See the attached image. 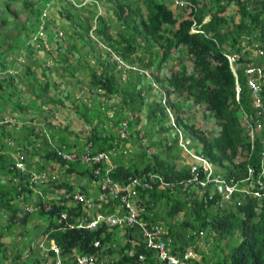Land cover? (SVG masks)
Listing matches in <instances>:
<instances>
[{"label": "trees", "instance_id": "16d2710c", "mask_svg": "<svg viewBox=\"0 0 264 264\" xmlns=\"http://www.w3.org/2000/svg\"><path fill=\"white\" fill-rule=\"evenodd\" d=\"M48 1L0 0V72L12 66L8 57L24 46L27 31L34 29L40 8ZM98 1L109 10L111 19L96 13L93 4L79 8L64 5L60 10L62 17L72 24L71 34H66L65 47L54 56L52 66L37 72L32 68L37 63L26 58L23 80L17 79V74H0V111L25 114L32 109L44 110L56 102L63 106L65 103L60 98L47 96L50 81L53 88L58 87L51 80L52 75L62 82L63 75L75 78L77 72L84 73L88 77L86 99L64 97L69 99L75 117L88 126L85 139L92 142V150L116 151L111 157L110 180L123 184L128 177L142 174H156L160 178L145 177L148 181L144 186L134 187L135 201L142 208L137 220L163 226L172 239L171 252L192 245L199 258L191 260V264H264V186L259 188L256 183L258 195L254 196L233 191L223 199L221 194L235 181L236 188L247 187L248 181L244 180L247 176L264 182L263 131L250 141L240 124V108L250 114L255 109L245 86L244 69L241 65L236 68L239 87L236 101L235 78L225 58L226 53H239L243 45L264 47V0H202L194 14L201 33H190V20H178L180 14L175 17L164 0ZM231 5L236 7V22L233 15L225 13ZM83 9L87 16L79 14ZM22 12H26L23 19L19 17ZM205 16L208 18L202 22ZM92 22L96 40L88 35ZM223 45L227 46L226 50ZM249 54L248 50L240 54L239 61L255 64L254 73L261 72L260 96L264 102V54ZM175 60L177 67L173 68ZM186 61L190 64L189 72ZM165 66L167 69L162 74ZM20 83L25 85V90ZM22 92L27 93V98L35 97L32 100L38 101L35 108L23 105ZM195 107L202 109L205 120L212 119L210 130L199 129L189 117L188 111H194ZM32 119L30 116L18 119L21 125L17 131L23 137L18 136L16 141L12 138L13 146L4 141L9 136L8 130L0 127V212L6 214L5 223L0 225V239L8 238L6 233L24 228L39 215L46 223L37 226L38 232L32 239L41 232L48 233L61 250L62 264H70L76 256L94 253V240L99 242L98 248L103 247V253L115 254L117 264H129L140 255L149 261L154 252L143 245L136 224L109 227L102 221L92 230L84 226L69 228L55 220L57 205L51 211L34 209L29 213L16 203L33 202L27 182L29 172L44 171L42 159H58L44 134L35 132L26 123ZM122 121L126 123L124 140L116 133ZM49 127L46 123L45 129L52 140L71 145L67 135H74L73 132H68L66 127L50 132ZM176 129L190 140L185 148L202 155L211 164V177L222 179V191L212 181L200 188L196 181L190 180L193 165L201 179L204 174L178 144ZM24 137H28L26 144ZM144 139L146 142L142 143ZM73 140L80 142L75 135ZM128 142L131 150L125 157L119 151L126 149ZM16 152L22 156L23 172L13 168ZM36 155L41 160H34ZM66 164L65 173L78 170L81 176L86 174L79 170V163ZM107 198L108 204L100 202L99 213L113 211L116 202L109 195ZM198 232L204 241L210 237V251L195 245ZM130 239L136 240L131 258L125 254ZM30 240L20 242L15 252H8L5 242H0L1 258L8 259V264L38 263L33 259L37 250L29 249ZM22 249L28 253L25 258ZM47 255L53 253L48 251Z\"/></svg>", "mask_w": 264, "mask_h": 264}, {"label": "built area", "instance_id": "2783aa9c", "mask_svg": "<svg viewBox=\"0 0 264 264\" xmlns=\"http://www.w3.org/2000/svg\"><path fill=\"white\" fill-rule=\"evenodd\" d=\"M173 6L177 8L184 9L186 13H192L196 10V4L193 0H169ZM190 32H196V27L191 26ZM201 32V31H199ZM253 46V45H252ZM247 50H250V47L247 45H243L239 53H226L225 58L227 63L234 73V68L236 66L237 60L240 54L245 53ZM251 51L257 53L258 55L264 54V48L258 47L254 45L251 48ZM243 56V55H242ZM246 75V86L249 91V96L251 99L252 106L255 108L252 114L245 113L242 109H240L241 116V125L244 127L246 134L250 141L253 140V137L256 133L263 131L264 134V104L260 99V85L258 83L259 74H254L253 70L249 67L248 64L245 66ZM235 92L237 99L238 86L235 85ZM3 122H6L4 119ZM123 128L117 130V134L120 139L125 138L124 127L125 123L122 122ZM262 140L264 141V135ZM187 142V140H186ZM90 146V143H88ZM184 151L197 163L198 166H201V171L204 174V179L200 180L198 173H195V166H191V170L193 176L190 180L198 182L201 186L206 182L212 181L215 183L216 189L218 191L221 190L222 179L218 177H211V166L210 164L201 156H198L189 150H187L184 146H182ZM57 155L65 160H79L84 163L85 168L92 175V178L99 189L100 194L98 195L97 200L106 201L108 200L107 195L110 196L111 200L117 202V206L113 207V211L108 214H102L97 211L99 207H96L98 204L94 202L92 198L85 197L81 194L75 193L71 196L73 202L78 204L80 209L83 212H86L91 220L85 223L83 226L87 229H92L98 226L102 221L109 227H112L116 224H120L124 227H133L135 224L138 227H135L139 232L140 239L143 242L145 248L149 251H153L154 254L150 256V260L146 262L145 256L140 255L137 259L133 260L129 264H191V260L198 259L199 255L194 250L192 245H187L183 248H179L174 252L170 251L172 239L167 233V230L161 226L159 223H147L146 221L137 220V215L142 211L140 205L135 201L136 191L134 189L135 186H144L148 181L147 178L156 177L160 180V178L155 174H148L145 176H141L140 178H130L125 183H117L110 180L107 175V171L109 170V157L108 153L104 151H99L93 155H90L87 151L82 153H75L73 150H56ZM99 164H103V167ZM15 168L23 169V162L21 154H16L15 156ZM104 168V169H103ZM103 169V171L101 170ZM199 179V181H198ZM46 180V176L40 173H32L30 176V182H40L43 183ZM256 183L259 188H263L264 182L260 180H256ZM236 189V185L230 184L225 187V190L222 191V197L227 199L228 195ZM264 194V192H262ZM253 195H258L257 192H254ZM68 194H66V197ZM100 204V203H99ZM93 213V214H91ZM65 217L64 213L60 214V219ZM87 216H81L79 218V224L86 221ZM77 220V218H76ZM70 226V225H69ZM81 226V225H80ZM45 238V236H44ZM197 240L195 241V245L199 248L202 241V233L198 232L196 235ZM130 246L125 251L127 257H132L134 254L133 245L136 244L135 239H130ZM42 244H39L41 246ZM92 246L94 247V253L88 255H80L76 256L70 264H117L114 259H112L109 255L102 252V248H98L99 242L94 240L92 242ZM201 248V247H200ZM51 250L53 255L48 256L47 252ZM61 250L55 245L52 240H49L48 245L44 248L42 247L40 256L37 257L38 263L36 264H62V257L60 256ZM25 257L28 254H24ZM28 264V263H25ZM34 264V263H33Z\"/></svg>", "mask_w": 264, "mask_h": 264}, {"label": "clouds", "instance_id": "9594fccd", "mask_svg": "<svg viewBox=\"0 0 264 264\" xmlns=\"http://www.w3.org/2000/svg\"><path fill=\"white\" fill-rule=\"evenodd\" d=\"M169 1V0H168ZM194 3L196 4V10L194 12H192L191 14L190 13H186V11L184 9H181L183 10V13H184V17L182 18H186L188 20H190V26H189V30H190V27L194 25V27H196V32L199 33V30L198 29V26L199 24H197V22L195 21V17H194V14L197 12V9L198 7L200 6V2L202 0H193ZM39 2V1H38ZM100 2V1H99ZM98 2V0H49L48 2H46L41 8H40V11H39V14L37 15V20H36V23H35V27L33 30H28L27 33H26V36L24 38V46L20 47L18 49V53H16V55H12L11 57H8V60L12 62V66L6 68L5 70L1 71L0 74L2 73H8V74H17L18 71L22 68V70H25L23 69L24 68V64H25V58L24 57H28L29 56V59L31 60V62H34L37 63V66L35 64V70L37 72H39V69L41 70L42 68L44 67H50L48 66L47 62L49 61H52L51 63V66L53 64V58L56 54H58L59 52H61L65 45L64 43L62 42V39L64 40V35H63V30L62 28L65 26V25H70L69 21H67V19L65 17H62V15L60 14V10L64 7V5H67V7H71V8H79V7H84L86 5H90L93 4L94 7H95V11L96 13L98 14H102L100 12L97 11V8L99 7L100 3ZM170 2V1H169ZM20 3H21V0H20ZM166 5L168 6V3L165 1ZM61 5V6H59ZM170 7L172 9H174L175 6H173V4L170 2ZM170 7H168L170 10H172ZM176 8V7H175ZM177 12L180 13V11L177 10ZM181 14V13H180ZM54 15H57V20L56 18L54 17ZM207 16H205L202 20V22L206 21L204 20ZM180 20V19H178ZM58 23V26H61L60 29L62 31L59 30V27L55 25V23ZM50 26H55V28L51 29ZM94 28V22H92V25H91V28L90 30L88 31V35L90 37H92L93 40H96L94 38V35L92 33V30ZM190 32V31H189ZM202 32V31H201ZM200 32V33H201ZM190 33H195V32H190ZM63 37V38H62ZM23 41V39H22ZM65 41V40H64ZM99 44V43H98ZM100 46H102L101 44H99ZM250 47H253L252 45ZM264 48V47H263ZM249 52H252L251 49L248 50ZM33 52H43L44 55H43V59H42V67L40 68V63L38 62H41L40 59H37L33 56ZM254 53V52H252ZM255 55L257 56H261V55H258L257 53H254ZM263 55V54H262ZM114 56V58L116 59V61L119 63V64H122V62L115 56V55H112ZM240 57V56H239ZM36 59V61H34L33 59ZM251 60V59H250ZM228 64V63H227ZM242 64H248L249 67L252 69V67L255 66V64L253 65L252 63H244V62H240L239 61V58L237 60V63H236V66L234 68V73L231 71L229 65V70L231 71L232 75L234 76L235 78V84H234V90H235V85L237 84L236 82V78H237V74H236V68L239 66V65H242ZM126 66V65H125ZM246 66V65H245ZM245 66L243 67L244 69V74H245V86H246V73H245ZM34 68V67H32ZM263 68V67H262ZM254 73V71H253ZM145 74L147 75V73L145 72ZM254 74H259V78H258V83L260 85V83L262 81L261 80V72L259 73V71H256V73ZM238 86V84H237ZM23 89V86L21 87ZM247 88V86H246ZM248 90V88H247ZM261 90V88H260ZM238 91H239V87H238ZM23 93L25 92H22L20 96H22V100L24 101L23 99ZM97 93L99 94V90L97 89ZM89 94V93H88ZM248 94H249V91H248ZM260 94V93H259ZM236 96V92H235V95H234V98ZM76 98H85V96H76ZM250 98V96H249ZM26 99H27V96H26ZM260 99L262 101V103L264 104L263 102V99L262 97L260 96ZM235 100L237 101L238 100V92H237V99L235 98ZM27 101V100H26ZM24 101V102H26ZM251 101V99H250ZM242 109V108H240ZM31 111V110H30ZM244 111V110H243ZM254 111V110H253ZM245 112V111H244ZM246 113V112H245ZM253 113V112H252ZM247 114H250V113H247ZM74 115V114H73ZM75 116V115H74ZM22 116V114H20L19 112H15V111H12V112H7L6 110H2L0 111V127L3 126L4 129L8 130V133L9 135H12V133H16L17 131V128L20 127L21 125V122L18 121V119H20ZM239 118H240V124H241V116H240V110H239ZM6 120V122H3V120ZM76 120H78L76 118ZM124 122V121H122ZM29 126L33 127L35 132L38 131L40 133H43L44 134V138L47 140L49 146L52 148L55 156L58 158L56 160H49V161H44L45 163V169L44 171H38V173L40 174H44L46 176V180L43 182V183H40V182H30V176L32 173H34L33 171L29 172V175H28V178H27V182H28V188L31 189V194L32 193H35V195L37 196V198H33V199H30L31 201H33L32 203H23L21 204V202H16L18 203V205H20V207L22 208V210L24 212H33L34 209L32 207L36 206L37 203H39L42 199H43V195L41 194L43 188H45L46 186H48L49 184L53 183L54 185L57 186V183L56 181L58 180L59 176H60V173L61 172H65V169L67 167L66 163L67 162H70V161H65L63 159H61L57 153H56V150H61L63 148H60L58 147V144L51 139V137L49 136V133H46V131H48L47 129H45L42 125H39V123H37L35 120H29L28 122H26ZM125 123V122H124ZM126 125V123H125ZM242 126V125H241ZM243 127V126H242ZM3 129V130H4ZM16 130V131H15ZM85 130H88L86 129V126H80L78 130H74L75 131H78V132H73V130H68L67 131H71L74 133V135L76 136V138H86L88 133H89V130L88 132H85ZM177 130V129H176ZM178 131V132H177ZM177 136H178V144L181 145V146H186L187 143H189V138L188 137H183L182 134H181V131L177 130ZM80 136V137H77V135ZM118 135V134H117ZM9 137V136H8ZM119 137V136H118ZM7 138V137H6ZM125 138H126V134H125ZM124 138V139H125ZM120 139V138H119ZM124 139H120V140H124ZM187 140V142H186ZM5 141V139H4ZM7 143V142H6ZM10 145V144H9ZM13 146V145H11ZM126 149H122L123 151L127 152L128 151V145L126 144ZM183 148V147H182ZM188 150V149H187ZM101 151H104V150H101ZM184 151V149H183ZM190 152L198 155V156H201L202 158H204L202 155L200 154H197L195 153L194 151L192 150H189ZM106 152V151H104ZM107 153V152H106ZM16 154H20L19 152H16L14 154V156H16ZM29 154V153H28ZM41 156V155H40ZM35 157V160H38V156H34ZM109 157V155H108ZM205 159V158H204ZM41 160V159H40ZM206 160V159H205ZM72 161H79V160H72ZM109 161H111L109 159ZM207 161V160H206ZM43 163V161H41ZM61 162L65 163L64 165H61ZM208 162V161H207ZM209 163V162H208ZM210 164V163H209ZM63 166V167H62ZM211 166V164H210ZM201 168V166H199ZM15 168V166L13 167ZM211 168V171H212V167ZM17 170H19V172H23L25 170V168L23 167V169H18V168H15ZM83 170H86L85 168V165H83L82 167ZM202 172V171H201ZM37 173V172H35ZM156 175V174H155ZM200 180H203L201 178H199ZM198 179V181H199ZM244 180L248 181V186L247 187H241V188H236L234 191H239V192H245L249 195H252L254 196V192L255 191V185H256V181H254L251 177L247 176L244 178ZM119 183V182H117ZM198 183V182H197ZM234 184L236 185V181L234 182ZM199 187L200 188H203V186H201L199 183H198ZM250 188V189H249ZM233 192V191H232ZM231 192V193H232ZM61 194V199L58 201V202H55L54 204H52L53 206L54 205H57V207H59L55 212V220L59 223L63 222L64 223V226L65 227H69V228H72V227H81L83 226L85 223H87L88 221L91 220V217L86 213V212H83L79 205L78 204H75L71 198V196H67L66 197V194L67 193H64V192H59ZM225 199V198H223ZM77 209H79V211L77 212ZM42 209L45 210V211H51L53 210L49 205H45V206H42ZM77 212V213H76ZM61 213H64L65 214V217L62 218L61 220L60 219V214ZM4 215L6 216L5 213L3 212H0V215ZM93 214V213H91ZM1 215V216H2ZM87 216V219L86 221L82 222L79 224L78 226V222H79V218L81 216ZM77 218V220H76ZM5 223L2 222L1 225H3ZM70 225V226H69ZM81 225V226H80ZM98 227V226H96ZM95 227V228H96ZM95 228H92V229H95ZM87 229V228H86ZM92 229H88V230H92ZM45 236V238H44ZM49 240H52V238H50L47 233H43L41 234V236H38L36 237L35 239H31L29 241V249L31 250H37L35 252V255H34V258L33 259H37L38 256H40V253H41V250H42V247L44 248L45 246L48 245V242ZM3 240L0 239V242H2ZM53 241V240H52ZM54 242V241H53ZM122 242V241H121ZM39 244H42L41 246H39ZM56 245V244H55ZM57 246V245H56ZM58 247V246H57ZM48 251H51V250H48ZM52 252V251H51ZM27 252L25 253H22V257L25 258L24 254H26ZM28 254V253H27ZM29 255H31V252H29ZM33 255V253H32ZM108 255V254H107ZM112 259L115 260L114 257H112V255H109ZM32 259V260H33ZM116 261V260H115ZM9 261L8 259H2L1 258V254H0V264H8ZM25 264V263H24Z\"/></svg>", "mask_w": 264, "mask_h": 264}, {"label": "rangeland", "instance_id": "374dc122", "mask_svg": "<svg viewBox=\"0 0 264 264\" xmlns=\"http://www.w3.org/2000/svg\"><path fill=\"white\" fill-rule=\"evenodd\" d=\"M17 2L20 3V0H16ZM168 3V7H170L169 5V2L168 0H164ZM208 1V0H206ZM99 2V1H98ZM100 3V2H99ZM61 6V5H59ZM171 8V7H170ZM172 9V8H171ZM21 10V8L17 9L16 12H19ZM173 10V14L175 17H178V11H180V16L178 19H181L182 17H184V13H183V10L179 9V8H175L172 9ZM236 7L234 5H231L229 6L226 10H225V13H228V14H231L233 15V21H237L238 20V14H236ZM97 11L102 13L103 16L107 19H111L110 17V12L109 10H106V8L101 5H99V7L97 8ZM26 12H22L19 17L21 19H23L24 15H25ZM79 14L81 16H87V11L85 9H83L82 11L79 12ZM54 17L56 18V20L58 19L57 18V15H54ZM208 17H206L204 20H206ZM56 26H58V23L56 22L55 23ZM72 25V24H71ZM71 25H68L66 27V25L62 28L63 30V37H64V40H65V36L66 34L70 33L71 34V30H70V27ZM177 25V22L175 23V26ZM59 27V30L62 31L60 29L61 26H58ZM51 29L55 28V26H50ZM62 37V38H63ZM92 38V37H91ZM95 38V36H94ZM62 39V42L64 43L65 45V41ZM102 48H104L103 46H101ZM223 48L226 50L227 49V46L226 45H223ZM44 53L43 52H33V56L37 59H40L41 62H38L40 63V68L42 67V57H43ZM255 55L254 53L250 52L249 56H253ZM29 57V56H28ZM28 57H24L25 58V64L27 63V59H29ZM33 59L34 61H36V59ZM30 60V59H29ZM75 60L74 58H71V61ZM31 61V60H30ZM51 63L52 61H48L47 64L48 66H51ZM172 64H174L173 68H176L177 67V61H173ZM254 65V64H253ZM25 66V65H24ZM186 66L188 68V72L190 70V64L188 61H186ZM255 67V66H254ZM252 67V69L254 68ZM36 68V67H34ZM25 69V67L23 68ZM167 67L165 66L164 69L161 70V73L164 74L165 71H166ZM42 70V69H41ZM23 71L22 68L18 71L17 73V79H22L23 80ZM36 71V70H35ZM100 71L97 70V73H99ZM81 75V76H80ZM53 78L51 80H54L56 81V84H58V87H54L53 88V85H52V81H50L48 83V91H47V96H53L54 97H58L60 98L64 103L65 105L61 106L59 103H55L54 105H51V104H48L47 106H45L46 108L44 110H40L38 111V109H32L31 111H28L27 113L25 114H22L23 117H32L37 123H39V125H42L44 128H45V125L46 123L49 124V131L50 132H53L54 129L56 128H63V127H66L68 130H78L79 127L81 125H84L81 120H76V117L73 115L74 112H73V109L71 107V103L69 105V99H67V97H64V96H70L73 97L74 99L77 100L76 96H85V99H86V95L89 93L87 91V87H88V77L87 76H84V73H79L77 72V74H75V78H71V77H68L66 75H63V79H62V82L59 81V78L58 77H54V74L52 75ZM27 79H29V76H27ZM60 84V85H59ZM20 86L22 87L23 86V89L22 90H25V85L24 84H21L20 83ZM26 96H27V93H23V99L24 102L23 105L26 106V107H29L31 105V107L34 106V108L36 107V105L38 104V101H34L32 102V100L35 98H33L31 96V98H27L26 99ZM30 108V107H29ZM184 110H187V107H185ZM189 113V117L192 119L193 123L196 124V126L199 128V129H207V130H210V128L213 127V121L212 119L211 120H205L202 116V109L200 107H195L194 111H188ZM16 131V130H15ZM75 132H78V131H75ZM74 132V133H75ZM85 132H88V130H85ZM46 133H49L48 131H46ZM77 135V134H76ZM19 136V138H22L23 135L22 134H19L18 131H16V133H12V135H9V137H7L5 139V142H7V144H10V145H13L14 144V140L16 141L17 137ZM68 136V139L69 140H73L74 139V135H67ZM77 137H80L77 135ZM12 138L14 140H12ZM28 138V137H27ZM27 138L24 137L25 141L23 142V144H26L27 142ZM30 140V139H29ZM143 142H146V139H144L142 141ZM34 143V141H33ZM128 145V150H131V144L128 142L127 143ZM191 150V149H189ZM128 152V151H127ZM127 153L124 154V156L126 157ZM33 159L35 160V157H33ZM38 160H40V158H38ZM70 175H67L65 174L64 172H61L60 173V176H59V180H67L69 183H73V184H76L77 183V178H69ZM89 185V184H87ZM97 192V190L95 191ZM92 194V192H91ZM96 194V193H95ZM33 198H37V196L35 195V193H32L30 194V199H33ZM33 213V212H32ZM2 215V214H1ZM0 215V225L2 222L5 221V216ZM182 215L179 214L177 216V218H181ZM46 223V220L43 219L41 216L39 215H36L35 218H33L32 220H30L29 223L25 224L24 225V228H15L14 230L6 233L7 237L6 239H4L3 241L5 242L4 246H5V249H8L7 251L8 252H15L19 249L20 247V242L21 243H25V242H28V240L34 238V235L35 233L38 232L37 230V226L38 225H42V224H45ZM122 236L119 238V242L122 241ZM210 237L207 238L206 241H204L202 239L201 241V245H200V249H203L205 250L206 249V252L207 251H210ZM24 250V251H23ZM202 250V251H203ZM23 252H26L25 249H22V253ZM112 257L115 258V254L112 255Z\"/></svg>", "mask_w": 264, "mask_h": 264}, {"label": "crops", "instance_id": "0c3cea01", "mask_svg": "<svg viewBox=\"0 0 264 264\" xmlns=\"http://www.w3.org/2000/svg\"><path fill=\"white\" fill-rule=\"evenodd\" d=\"M169 4H170V2H169ZM245 65L246 64H242L241 66L244 67ZM81 126H86V125L84 124V125H81ZM120 128H123L122 122H120V126L116 128V133H117V130L120 129ZM86 129H88V126H86ZM124 132H125V134L127 136L126 125L124 127ZM78 139L80 140V142L78 144L74 140H72V141L69 140L71 142V145L67 146L65 144L58 143V147L63 148L64 150H73V151H75V153H82V152H86L87 151L90 155H93V154H95V153H97V152H99L101 150H104V151H106L108 153L110 160H111V157L114 156V154H116V151H114L112 148H106V149H101V150L94 151V150H92V142L91 141H89V140L87 141L85 138H83V139L82 138H78ZM88 143H90V146L88 145ZM122 149H120V151L119 150H117V151L121 152V154H126L127 152L123 151ZM42 160L45 161V159H42ZM70 162L79 163L80 166H81V168L79 170L82 171V172H86V174L81 176L77 172L78 170L77 171H70L68 173L64 172L65 174L70 175L69 178H72V177L77 178V183L76 184H73L71 182L69 183L67 180H59V178H58V180L56 181L57 186L54 185L53 183H51L48 186H46L45 188H43V190L41 192V194L43 195V199L39 203H37L36 206L32 207L33 209H42V206H45V205L46 206L49 205L52 209H54V206L52 204H54L55 202H58L61 199V194L59 192L67 193L69 196H72L73 194L78 193V194H81V195H83L85 197H90V198H92V200L94 202L98 203V204H96L97 205L96 207L100 208V204L99 203L102 202V201L97 200L98 195L100 194V192H99V189H98L97 185L92 182V181H94V179L92 178V175L88 172L87 169L86 170L82 169L84 163H82L80 161H70ZM67 163H69V162H67ZM111 164H112V160L109 161L110 168L112 167ZM99 165H101L103 167V164H99ZM66 168H68V165H67ZM110 168H109V170H110ZM103 169H101V170L103 171ZM109 170L107 171V175H108ZM145 175H148V174H142V175H140L138 177H135V178H140L141 176H145ZM128 179H130V178L128 177L127 180ZM87 184H89V185H87ZM67 186H70V189H67ZM96 190H97V192H95ZM91 192H92V194H91ZM103 203L104 204H108V200L103 201ZM115 206H117V202L115 204H113V207H115ZM29 213H31V212H29ZM42 225H45V224H42ZM41 233H39L38 235L41 236ZM47 235L49 236L48 233H47Z\"/></svg>", "mask_w": 264, "mask_h": 264}, {"label": "bare ground", "instance_id": "6f19581e", "mask_svg": "<svg viewBox=\"0 0 264 264\" xmlns=\"http://www.w3.org/2000/svg\"><path fill=\"white\" fill-rule=\"evenodd\" d=\"M65 246V245H64Z\"/></svg>", "mask_w": 264, "mask_h": 264}]
</instances>
